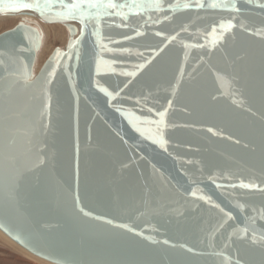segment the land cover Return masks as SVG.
<instances>
[{
    "label": "water",
    "instance_id": "water-1",
    "mask_svg": "<svg viewBox=\"0 0 264 264\" xmlns=\"http://www.w3.org/2000/svg\"><path fill=\"white\" fill-rule=\"evenodd\" d=\"M15 2L68 38L34 73L41 26L0 33V231L53 264H264V0Z\"/></svg>",
    "mask_w": 264,
    "mask_h": 264
},
{
    "label": "snow or ice",
    "instance_id": "snow-or-ice-1",
    "mask_svg": "<svg viewBox=\"0 0 264 264\" xmlns=\"http://www.w3.org/2000/svg\"><path fill=\"white\" fill-rule=\"evenodd\" d=\"M2 2V0H0ZM58 4L63 11H57L55 12V15L61 19H75L79 18L82 25H85V21L91 20L95 18L97 20V26L99 25V20L102 16H108L112 15V12H109V9H122L125 7V4L123 3H117L114 2V0H71V2H67V0H43V3H41V0H33V2H27V0H17V2L5 5V8L7 10H10L12 12L22 11V10H35L41 15H44L45 13L52 12L53 7ZM130 8H146V7H159L158 3H136L135 0L128 5ZM192 7V5L185 3L183 5L184 9H188ZM196 8H204L205 3L204 0H197L195 3ZM208 7H211L213 9H225L233 12H239L240 9L237 7L236 0H233V2L229 5L227 3H220L216 2V0H213ZM261 9H264V4L259 5ZM117 15H120L121 13H115ZM126 18V17H125ZM126 26V25H125ZM86 27V25H85ZM235 27V24L231 21L228 22L227 29L225 31L230 30ZM24 25L20 24L18 25L17 29H14L13 31L23 29ZM71 30V29H70ZM27 31H34V30H26L25 33V39H28ZM95 35V33H93ZM157 35H160V33H157ZM127 38V37H126ZM35 42V38L33 37V43ZM80 41H70L68 44V48L71 50L74 46L79 44ZM56 56H63L65 53H62L59 49H56L55 51ZM2 63V62H0ZM103 91H107L106 89H102ZM108 95H111V92L108 93ZM161 119L157 122L159 125L164 124V112L159 113ZM140 129H137L139 131ZM161 144H163V141H160ZM43 163V161H41ZM242 187L245 189H258L259 185L254 183H244L242 184ZM219 207V205H217ZM223 211V209H221ZM230 215V214H229ZM16 239L21 240L22 243H25L26 246H29L32 250L37 251L38 254L43 255L44 253L41 250H38L35 248L34 245H31L30 242H27L25 240L21 239L20 235L16 236ZM167 243V241H165ZM252 243H260L264 244V236L261 237L260 241L253 240ZM191 251V249H189ZM51 258V257H49Z\"/></svg>",
    "mask_w": 264,
    "mask_h": 264
},
{
    "label": "rangeland",
    "instance_id": "rangeland-1",
    "mask_svg": "<svg viewBox=\"0 0 264 264\" xmlns=\"http://www.w3.org/2000/svg\"><path fill=\"white\" fill-rule=\"evenodd\" d=\"M13 19L14 18L12 19L10 18V19L2 21V23L0 22V33L7 29L12 28L20 21V18L18 19L15 18L14 20ZM5 21H7L8 23ZM44 24L47 25V27L45 29H43L42 27L43 29L42 39L44 41L42 40V44L36 55L35 64L39 66V67L37 66L38 67L37 69L34 68V70L36 71L41 67L43 62L50 55V53L52 52L54 48L64 47V45L66 44L67 38H68V36L66 35L67 34L66 27L62 25L61 23H52V24L44 23ZM60 29L64 30V35L63 34L61 35L62 39L61 37H58L56 34L57 33L56 31H59ZM42 45L46 48H43ZM41 49H43V53L41 56H38ZM40 57L41 59H39ZM0 264H48V263H46L45 261L41 259H38L37 257L24 253L23 251L15 247L13 244L9 243L8 241L0 237Z\"/></svg>",
    "mask_w": 264,
    "mask_h": 264
},
{
    "label": "bare ground",
    "instance_id": "bare-ground-1",
    "mask_svg": "<svg viewBox=\"0 0 264 264\" xmlns=\"http://www.w3.org/2000/svg\"><path fill=\"white\" fill-rule=\"evenodd\" d=\"M12 19V18H16V19H18V18H20V20H22V18H25V20H27L28 22H31L32 24H39V25H41V28L43 27V29H45L46 27H47V25H45L44 23L45 22H42V20H41V18H39L36 14H34V13H9V14H0V22L2 23V21H4V20H7V19ZM13 19V20H14ZM39 20H41V21H39ZM5 22H7V21H5ZM13 22V21H12ZM42 22V23H41ZM8 23V22H7ZM41 23V24H40ZM62 24V23H61ZM62 25H64V24H62ZM65 26V25H64ZM76 26L79 28V26L76 24ZM66 27V26H65ZM42 29V30H43ZM57 30V29H56ZM57 33V36L58 37H61V35L63 34L64 35V30H62V29H60L59 31H56ZM66 35L68 36V32H67V29H66ZM64 37H66V36H64ZM64 37H63V39H64ZM61 39H62V37H61ZM43 40V39H42ZM44 41V40H43ZM62 41V40H61ZM42 44V43H41ZM43 46V45H42ZM65 46V45H64ZM43 48H46V47H44L43 46ZM39 51V50H38ZM53 51V50H52ZM38 53V52H37ZM37 53H36V55H37ZM42 53H43V49H41V51L39 52V54H38V56H41L42 55ZM39 59H41V57L39 58ZM36 63V62H35ZM34 63V64H35ZM38 65H36L35 64V66L33 67V69L34 68H38L37 67ZM34 71V73H36L37 71L36 70H33ZM0 237H2L4 240H6V241H8L9 243H11V244H13L15 247H17L18 249H20L21 251H23L24 253H26V254H29V255H31V256H34V257H37V256H35V255H33V254H31L30 252H28L27 250H25L24 248H22L21 246H19L16 242H14L13 240H11L8 236H6L2 231H0ZM38 259H41V258H39V257H37ZM41 260H43V259H41ZM43 261H45L46 263H48V264H53V263H50V262H47L46 260H43Z\"/></svg>",
    "mask_w": 264,
    "mask_h": 264
}]
</instances>
